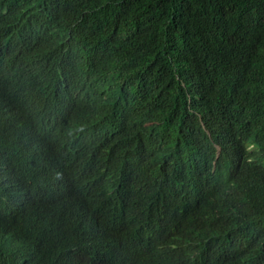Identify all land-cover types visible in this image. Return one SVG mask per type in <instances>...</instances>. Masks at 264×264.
Wrapping results in <instances>:
<instances>
[{"label":"clouds","instance_id":"obj_1","mask_svg":"<svg viewBox=\"0 0 264 264\" xmlns=\"http://www.w3.org/2000/svg\"><path fill=\"white\" fill-rule=\"evenodd\" d=\"M85 1L51 21L55 0H0V162L25 192L22 219L39 222L26 250L50 264H264L235 250L264 215V102L233 76L210 102L185 95L186 118L146 99L163 95L135 79L108 5ZM45 142L28 178L50 187L29 189L2 149Z\"/></svg>","mask_w":264,"mask_h":264},{"label":"trees","instance_id":"obj_2","mask_svg":"<svg viewBox=\"0 0 264 264\" xmlns=\"http://www.w3.org/2000/svg\"><path fill=\"white\" fill-rule=\"evenodd\" d=\"M96 2L98 0H91ZM105 8L104 18L110 19L109 33L126 35L121 41L125 54L137 62L135 79L150 81L163 97L148 100L163 102L172 109L183 110L187 117L185 95L190 93L200 103L210 102L215 89L228 87L229 76L236 84L253 93L254 105L264 102V0H100ZM55 0L50 20H63L65 7L81 5L85 0ZM102 18L101 14H97ZM254 59L258 71L253 72L246 61ZM207 88L201 90L199 88ZM163 100V101H162ZM238 102V98L231 100ZM233 115H238L234 111ZM7 146L2 157L13 167H20L23 179L31 187L41 186L29 179L39 161L54 151L48 143H39L29 150ZM71 167H65V173ZM61 173V172H59ZM43 189L50 186L44 185ZM25 192L15 178V172L0 162V254L6 264H50V256L28 252L26 244L33 241L32 232L39 222L22 219L21 205ZM9 217L1 218V217ZM5 226V228L3 227ZM264 215L258 214L249 224L248 237L238 241L236 249L264 261ZM6 240V242L4 241ZM18 252L24 260L12 256ZM2 264V263H0Z\"/></svg>","mask_w":264,"mask_h":264}]
</instances>
